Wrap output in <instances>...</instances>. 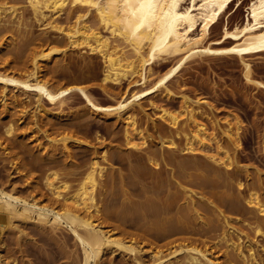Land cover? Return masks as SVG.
<instances>
[{"label":"bare ground","instance_id":"6f19581e","mask_svg":"<svg viewBox=\"0 0 264 264\" xmlns=\"http://www.w3.org/2000/svg\"><path fill=\"white\" fill-rule=\"evenodd\" d=\"M233 5H237L235 11ZM241 5L242 0H25L24 4L18 5L0 0V55L20 53L25 58L18 66L16 63H0V122L5 126V134L1 133L3 125L0 128V150L6 154L5 161H9L17 171L23 168L26 170L20 171L29 173L36 166H48L57 161L63 163L64 170H74L71 169L73 165L77 169L75 151L78 148L70 145L72 137L64 135L66 137L61 139L59 136L60 140L54 136V131L90 127L93 120L98 119L105 121L111 133L118 124H123L127 150L147 148L150 144L152 135H145L140 118L146 120L145 129L148 131L149 127L158 130L157 121L169 123L174 136L185 137L183 153L189 157L201 154L206 162L210 161L203 165L199 158L196 160L197 157L187 160L184 156L175 161L172 156L177 153L178 145L173 133L167 138L170 142L164 141L163 135L159 136V150L165 147L170 150L172 160L169 164L176 166L179 178L200 188V193L198 195L192 190L194 188L177 180L184 204L172 215L170 208H160L159 202L158 205L153 203L151 197L148 199L150 202H143L144 205L128 202L115 218L121 222L123 219L129 221L128 218L135 221L137 230L133 233L126 228L120 229L119 226L125 227L122 224H108L109 215L105 211L102 213L101 201L99 204L95 202L96 194L103 197L110 188L126 196L127 181L118 175L117 169L105 163L107 156L114 152L113 148L89 143L92 159L84 176L81 174L84 178L76 192H70L71 186L61 180V174L58 177L51 171L44 178L39 177L42 182L45 180L47 188L45 192L39 191L40 198L28 193L32 196L30 199L19 196L16 189L7 191L0 188V264H10L6 261L8 256L5 257L4 253L7 246L3 241L7 230L19 228L18 223L48 228L52 233L63 229V226L68 228L77 248L82 251V260L77 264H106L105 258L110 255L115 260L119 256H129L133 264H264V243L259 245L256 240L260 234L264 242V178L261 172L251 176L248 169L238 165L241 122L229 114L237 123L227 120L221 127V121L206 99H193L173 91L175 78L181 73L193 65L200 70H214L215 63L241 66L245 84L264 91V83L254 78L253 68L254 58H264V0H250L246 21L232 28L228 20L222 27L221 37L212 38L223 18L237 14ZM25 10H30L35 22L48 32L32 35V25L24 18ZM66 13L68 20H62ZM19 37L22 40H18ZM54 41L64 48L53 49L47 54L35 51V47ZM75 53L82 61L80 65L73 57ZM93 55L99 57L104 66L100 81L92 75ZM173 62L175 64L168 71L157 77L156 67L162 68ZM70 73L98 81L97 87L108 93L118 90L120 98L115 105L103 107L93 100L86 87L74 86L55 91L52 79L58 74ZM74 93L83 99L85 108L69 115L65 113V101ZM158 97L179 101V112L184 121L180 122V116L157 105ZM150 111L154 112L153 116ZM29 131L36 132V138L42 136L47 141L46 145L39 141L40 138L35 139V145L27 143ZM218 133L220 139L216 137ZM96 140L100 141L99 138ZM18 141L19 147H16ZM75 143L85 144L80 140ZM154 144L150 145L151 149L156 146ZM26 152L31 159H26ZM153 155L152 158L149 155L150 161L158 167L160 163L152 160L156 156ZM131 157L128 156L127 165H130L132 177L129 175L128 179L132 180L129 183L137 184L141 175L137 176L145 168ZM193 166L194 169L198 166L199 171L195 169L196 173H188ZM233 170L246 173V182L235 181ZM70 171H65L69 174L67 176L75 175L77 170ZM35 187L33 192L37 189ZM246 189L249 190L248 196L241 198ZM208 194L216 200L213 197L206 199L210 196ZM242 199L246 202L248 217L233 218L229 214L241 212ZM206 211L208 215H204ZM228 211L230 213L227 214Z\"/></svg>","mask_w":264,"mask_h":264},{"label":"rangeland","instance_id":"374dc122","mask_svg":"<svg viewBox=\"0 0 264 264\" xmlns=\"http://www.w3.org/2000/svg\"><path fill=\"white\" fill-rule=\"evenodd\" d=\"M1 1L6 2L9 5H16V4L18 5V4H22V3L24 4L25 0H23V1H21V0H1ZM249 4H250V0H242V5L240 7V11L237 14L233 15L232 17H230V15L225 16L221 22V25L213 31L212 38L218 39L221 37L222 27L226 23H228V20H229V25L232 28L235 27L237 24L244 23L246 21V19L248 18ZM232 8H234V11H235L237 8V5H233ZM23 13L25 14V15L23 14L25 16L24 18L27 19V20L26 19L25 20L27 22H29L30 25H32V35L38 36V35H41V33H47L48 32L45 30L43 31L42 25L40 23L35 22V19L33 18L32 12L30 10H25ZM67 18H68L67 13L65 15H62V20H68ZM49 34L51 35V33H49ZM51 37H53V36L51 35ZM13 38L16 39V37H13ZM18 40H22V38L19 37ZM62 48H64V45L58 44L56 41H54L52 43H49V44L47 43V44H44V45L39 46L37 48L35 47L36 50L34 48H33V50H35L38 54H40V53H46L47 54L53 49H62ZM18 55L20 58L17 57ZM22 57H23V54H20V53H16V54L15 53H11V54L5 53L3 55H0V63L1 62H9V63H14V64L16 63L18 66L19 64L22 63V61L25 60V58L24 57L22 58ZM57 57H59V56H53L52 58H57ZM73 57L75 58L77 63L80 65V63L82 61H81L79 55L75 53V54H73ZM93 57L94 58L92 60V63H93V67H94V70H93L94 72L92 73V75L95 78H98L100 81L104 66H103V63L99 57H97L96 55H93ZM42 63H44V62H42ZM174 64H175V62L167 63L162 68L156 67V71L158 72L157 77H160L164 72L168 71ZM213 64L214 63H212L211 65H213ZM215 64L218 66L213 65V66H215V69L210 70V71L207 69L206 70H200L197 68V65H193L191 68H189V70H187V72H183L177 78H175L173 91L177 94H185V95H187L193 99H197V98L206 99L208 101V103H210V105L215 110V112L218 116L217 117L218 120L221 121L220 122L221 127H224L225 123L228 121H231L233 123H237V120L234 119L233 117H230L229 114H233L234 116H236V118H238V120L241 122V125H242V131L240 134V141H241L240 144L241 145H240V149L238 151V162H239L238 165H239V167H244V168L248 169L249 174L251 176H254V174L256 172H259V173L261 172L260 174L264 178V148H263L264 147V91H259L255 87H250V86H247L245 84V81L243 79V70H242L241 66H239L237 64H234V65L228 64V66L225 64L222 65L219 63H215ZM253 68H254V78L256 80L264 83V58H259V57L254 58ZM16 76L19 77L20 75L19 76L16 75ZM54 82H55V84H54L55 85V91L71 88L74 86L86 87L89 94L93 98V100L97 104H99L100 106H103V107H109V106L115 105L116 101L120 98V96H119L120 94H118L119 93L118 90L110 91L111 93L112 92L113 93L111 94L109 92L110 93L109 94L108 92L104 91L102 88L97 87L98 86L97 83H99L98 81H89V80L85 79L84 76H81V75L79 76V74H77V73H76V75H74V73H70L69 75L65 74L64 76L61 74H58V76L56 75V78L52 79V83H54ZM179 82H180V84H179ZM114 93H116V94H114ZM18 94L22 95L21 92H19ZM31 98L33 99L34 97L32 96ZM148 102L149 101L147 100L146 104ZM156 103H157V105L168 110L169 112H171L177 116H180L179 117L181 119V120L179 119L180 122L184 121V119H182L181 114H180L181 103L179 101H169L163 97H158L156 99ZM64 107H65V113L71 114L74 112V114H75L76 112H81L85 108V102L77 93H74V94L70 95L69 97H67V101H65ZM153 114H154V112L150 111V115L153 116ZM93 121L94 122H92L90 124V127L89 126H87V127L82 126V127L69 128V130L68 129H62V130L58 129V130L54 131V136L56 138L60 139V137H61V139H63L66 136L72 137V140H69L70 145H72L75 148H78V149H76L77 151H75V154L77 153L75 164L77 163L76 166L78 165V168L75 169L73 167L75 165L71 166V169H74V170H71L72 172H75V170H77L75 172V175L67 176L69 174L65 173V171L66 172L70 171V168L64 170L65 167H63L64 165L60 161H57L56 164L53 163V164H50L48 166H46V165H42L40 167L36 166V168H32L29 171V173H28V171H20V170H26V169L20 168V170H19L20 172H19L15 169L14 166L11 165V163L9 161H5L6 160L5 159L6 154H3V151H1L2 150L1 149L0 150V152H1L0 153V188H4L7 191H12V190L16 189L17 191L15 190V192L19 196H22V197H26V198L31 197L32 198V196H35V197L37 196V198L38 197L40 198L39 191L44 190L43 192H45V191H47V188L45 187V184H44L45 180L43 179V182H42L41 178L39 179V177L44 178L45 175L50 174L49 172L51 171V174H55V172H56L58 174V177L61 174L60 175V178H62L61 180L66 181L71 186L72 190L70 189V192L74 193V192H76L75 190H78L80 188L79 187V186H81L80 183L82 182V180L84 178L83 173L86 172L87 165L90 163V160L92 159V156H91L92 151H89V149L91 150L89 143H91L92 145H94V144L101 145L102 144V148H103V146L104 147L109 146V147H112L114 150V152H112L114 155L112 153H111L112 156H111V154H109V156H107L108 161L106 160L107 162H105V163L108 165L109 164L112 165V167L115 170L117 169L116 171H117L118 175H120V177H125L123 179L125 182L127 181L126 182L127 184L125 187V189H126L125 190L126 196L124 195L125 197L122 195V193H121V195L119 194L121 191H118L117 189L112 190L110 187L109 188L111 190L110 189L107 190V192L105 194L106 197L100 196L98 193V190H97L98 194H96L97 197L95 199V202H97L99 204L101 201L102 207H100V208L102 210V213L105 214V212H107V216L109 215L108 216L109 220L114 219L115 217L117 218L118 212H121V210H122V206L128 205V202L130 204H131V202H133L132 204H134V202H135V205H137L138 203H139L138 205H144V203L145 204L147 203L146 201L150 202L148 200L150 197H151L150 200H152V201L154 200L153 203L156 202V204L158 205V202H159V207L161 206L160 208H162V207L163 208L165 207V209L170 208L169 210L171 212H169V213L171 215L173 213L176 214L175 211H178L180 206H183L184 200H183V195L181 192L182 189L181 188L179 189V187L176 185L177 180L180 179L179 178L180 176L178 174V169H176V166L169 164V163H171L170 160H172L175 157L174 158L175 161H179L181 159H178V158H183L181 156H184L185 157L184 159H187V160H189V159L195 160L194 158L197 157L196 160L199 158L200 160L199 159L198 160H199L200 164L202 162L203 165L207 162H210V161L206 162V158L203 155L201 156V154H196L195 155L196 157L189 154L190 155V157H189V156H187L188 154L186 155L185 153H183L182 149H184L186 146L185 137L183 135L174 136L172 127L169 123L157 121V123H159L157 125L158 130L149 127L150 129L148 131L147 129H145L147 127L146 126V120L144 118H140V123L142 125H144L142 128H144L145 135L146 134L152 135L151 138L149 137L151 140V141H149L150 144L148 143L149 148L147 147L149 150L146 147L145 148L141 147L140 149L131 148V149L127 150L125 145H124L125 144L124 143L125 136H124L123 124H118L115 127L116 129H114V131L112 132L113 134H112L111 132H108L107 125H106L104 120L98 119V121L97 120H93ZM161 122H162V124H161ZM3 124H4L3 122H0V128ZM2 128H4V130L1 129L2 130L1 133L5 134V133H3V131L5 132V126L3 125ZM64 131H66V132H64ZM27 133H28V137H29V141L27 143H31V144L35 145L36 144L35 139L38 138V137L36 138V132L33 133L32 131L31 132L29 131ZM164 133H165V135H164ZM171 133H173V136L175 138L174 140L177 141L176 143L178 145L177 146L178 151H177V153H174V156H172V159H170L172 154L170 153L169 149L166 150L165 149L166 147H165L164 149H162L160 151L159 147H158V143L160 142L159 136L163 135L162 137H164V139H165L164 141L170 142L171 140L167 139V138H170L169 135ZM64 135H66V136H64ZM33 137H34V139H33ZM216 137L218 139H220L219 133L216 134ZM97 138H99L100 141L96 140ZM76 140L84 141L85 144L84 145L82 144L83 146H81L80 144L75 143ZM39 141L44 143V145H46V143H47V141L45 139H43L42 136H41ZM97 141H98V143H97ZM151 142L153 144L155 143L154 145H156L154 148L152 147L153 149H151V146H150L152 144ZM86 143L89 145H87ZM137 143H139V142H137ZM18 144H19V141H18V143H16V145H17L16 147H19ZM211 145L214 146V142H211ZM87 146H88V148H87ZM116 150H118V152H116ZM152 150H154L155 152L153 153ZM161 152H162V154H161ZM115 153H117L118 155ZM153 154H155L156 156H155V159H152V160H155L156 162L160 163V165L158 167L153 166L154 162L151 163L152 161H150L149 157L151 155H152L151 158L154 157ZM129 155H130V157L132 156L131 159L133 161L135 160V162H138L139 165H141V166L144 165L143 166V168H145L144 172L139 173V175L137 176V178H139V176L141 175L140 179L138 180L139 183H141V184H139V183L134 184L135 182L129 183V182H132V180L129 181V179H128V177H130V176L132 177L130 165H127V164H129V162H128V160H129L128 156ZM161 155L162 156L164 155V157H161ZM24 156L26 157L27 160L31 159V158H29L30 154L28 152H26V154ZM187 157H189V158H187ZM219 157H222V156L219 155ZM161 158H163V160H161ZM203 160L205 162H203ZM60 163H62V164H60ZM85 164H86V166H85ZM207 165H208V163H207ZM45 167H48V168H45ZM49 167H51V168L49 169ZM197 167L195 168L196 170L198 169ZM192 168L193 169H190L191 172L189 170L188 173H193V172L196 173L194 166ZM48 169H49V171H46ZM199 169L201 170L202 168H200V166H199ZM166 170H168V171H166ZM197 171H199V170H197ZM231 172L233 173L234 170ZM62 173H63V175H62ZM234 173H233L232 177L234 178V180L236 179L235 181H237V179H240L243 181V183L246 182V178H247L246 173H236V172H234ZM239 174H241V175H239ZM173 175H175V177ZM177 175H178V177H177ZM235 176L237 178H235ZM34 179H37V180L39 179L38 180L39 184H38V181H36ZM61 180H59V181H61ZM79 180H81V181H79ZM173 181H175V182H173ZM166 182L169 183V186H166V185H168ZM178 182L179 183L184 182L183 183L184 186L194 188L192 190L197 191L198 195H199L200 188H197L195 185L189 184L187 182V180L185 181L184 179H180ZM159 183L161 185H159ZM163 183H164V185H163ZM30 184L33 187L30 186ZM155 186H157V187H155ZM158 186L159 187L161 186V187L158 188ZM34 187L37 189H35L33 192ZM144 188H146V189H144ZM156 188L158 189V191L156 190ZM135 189H137V190H135ZM149 189H150V192H149ZM22 191H24V192H22ZM143 191H144V193H143ZM248 191L249 190H247V189L245 191H243V194H242L243 196L241 195L242 196L241 198L247 197ZM28 193H30L32 196ZM113 193H115V196ZM109 194H110V196H109ZM135 194H136V196H135ZM208 195H210V194H208ZM212 197L213 196L210 195L206 199H208V198L210 199ZM97 198H99V199H97ZM197 198H199V197H197ZM213 198L216 200L215 197H213ZM130 199L132 201H129ZM211 200H213V199H211ZM136 202H138V203L136 204ZM242 202H244V199H242ZM119 203H122V204H119ZM245 204H246V202H244V204L241 205V206H243V207H241V212L230 213L228 211L227 214L230 213L229 215H231L233 218H235V216L236 217L239 216L241 218L242 217L243 218L248 217V214L245 211V206H246ZM168 206H170V207H168ZM105 208H108V209H105ZM116 212H117V214H116ZM185 213H186V211H185ZM112 214H114L113 218H112V216H113ZM205 214L208 215L209 212L206 211L204 213V215ZM249 217H252V215H250ZM116 218L114 220H111V221H109L107 219L108 220L107 223L110 225L111 224H114V225L117 224V226L122 224L125 227L119 226L120 229L126 228V229H129L128 231H132V232L134 231L133 233L136 232L137 229L135 226L136 224L134 223L135 221L132 220L133 221L132 222L131 219H129V218H128L129 221L123 219L124 221H126V223H125L124 221L121 222V220L119 218L118 219H116ZM19 224H20V226H19ZM29 225L30 224H26V225L24 224L23 225V223H18L19 228H17V229L9 228L7 230L8 232L5 235V237H4L5 239L3 241L4 244L6 243L5 245L7 246L6 250H5L6 253H4L5 257L8 256L6 259L7 263H10V264H77V262L82 260L81 248H79V247H78L79 249L77 248L75 240L72 239L73 237H71V235H70L71 233H70L69 229L66 228L65 226L61 227L63 229L52 233V231L48 228H47L48 230L47 229L45 230V229H42L40 226L36 227V226L30 225L31 226L30 227ZM130 225H131V227H130ZM24 226H25V228L26 227L27 228L25 229ZM16 230H17V232H15ZM23 230H25V231L23 232ZM19 231L21 233L23 232L24 236H23V234L19 233ZM262 238H263V236L260 234L256 238V240L260 243L259 245L264 243ZM8 250H9V253L7 252ZM111 256L112 255L107 256L105 258L106 264H111V263H113V264H133V261H132V259L129 258V256L125 257V258L122 256L121 257L119 256V257H116V260L113 259L114 258L113 256L112 257ZM122 260L124 262H122ZM127 260H128V262H127Z\"/></svg>","mask_w":264,"mask_h":264}]
</instances>
